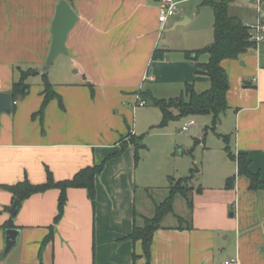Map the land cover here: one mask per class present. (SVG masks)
Listing matches in <instances>:
<instances>
[{
  "label": "crops",
  "instance_id": "crops-1",
  "mask_svg": "<svg viewBox=\"0 0 264 264\" xmlns=\"http://www.w3.org/2000/svg\"><path fill=\"white\" fill-rule=\"evenodd\" d=\"M59 1L0 0V93L10 94L21 69L46 64ZM67 1L78 15L66 46L70 68L80 80L49 77L63 105L51 101L41 121L34 115L43 103V78L33 76L42 78L37 95L31 91L14 104V111L0 117V264H146L141 242L127 236L137 221L143 222L135 213L146 217L136 201L138 189L159 187L162 176L158 169L136 162L134 145L109 160L96 177L94 202L86 189L68 190L57 223L60 190L31 196L12 217L9 211L17 200L7 187L26 178L44 183L48 171L63 181L101 164L121 149L129 133L138 136L127 114L138 108L141 93L169 100L180 97L186 83L194 84L197 92L208 90L210 78L199 67L208 63L209 55L189 58L186 52L213 43L214 12L201 0H173L178 14L161 26L162 0ZM229 11L244 23L256 17L250 0H237ZM179 29L192 30L193 38L188 33L185 43L175 46L174 37L165 34ZM160 48L165 58L154 60ZM223 67L230 89L221 134L231 136L234 155L249 156L250 169L261 183L252 189L250 180L239 175L226 144L216 149L204 145L197 186H192L190 222L162 223L153 238L151 264H225L232 258L239 264H264V43L237 60H224ZM147 75L153 80H145ZM167 177L169 182L176 179ZM232 177L234 188L227 189ZM10 228L19 230L18 242L5 254Z\"/></svg>",
  "mask_w": 264,
  "mask_h": 264
},
{
  "label": "trees",
  "instance_id": "trees-1",
  "mask_svg": "<svg viewBox=\"0 0 264 264\" xmlns=\"http://www.w3.org/2000/svg\"><path fill=\"white\" fill-rule=\"evenodd\" d=\"M203 6H208L213 9L215 21H214V41L211 45L186 52L187 57L198 58L201 55L208 54L209 61L204 65H200V72L206 74L211 81L210 88L204 92H197L194 84L186 83L184 90L179 97V100L175 99H158L150 92L141 93V98L149 100L153 105L159 108L162 112L161 127L167 126L170 122L179 120L185 117L194 116H212V125L208 126V130H215L221 121V117L228 110L227 95L230 89V78L223 67L224 60H237L242 55L249 52V50L256 48L257 46L249 41L248 29L245 26L244 21L238 17L230 14V6L237 0H201ZM165 50L163 48L157 49L153 55L154 60H163L165 58ZM20 79L14 82L10 95L13 100V111L16 102L19 99L26 98L31 91V85L29 79L33 76L40 75L39 69L28 68L21 69ZM43 78V103L40 110L34 115V117H40L43 121L45 110L49 103L53 100H58L61 105L62 98L55 91L54 85L50 82L48 74L41 75ZM89 87L93 90L92 85ZM220 138L226 144L225 150L229 154L230 158L237 162L239 175L247 177L251 182V188L256 189L261 183L260 175L254 174L251 169V160L245 153L234 155L230 149V136L218 134ZM129 145H134L136 148L135 159L139 163L141 160L140 153L146 149V145L143 143V136H136L129 133L121 141V149L107 156L103 162L99 165L88 166L81 169L74 175L73 178L56 181L53 174L48 171L47 180L41 184H33L29 179H25L15 185L8 186L7 189L13 194L14 200H18L21 203L29 199L35 194L45 193L52 189L60 190V196L58 201V214L55 222H59L64 214L65 207L68 202L67 192L71 188H83L89 193V198L94 202L95 200V183L96 177L103 172L106 163L114 158L120 157ZM199 173L197 167H193L190 170V174L184 178H171L168 197L161 204L156 205L155 215L152 218L142 217L135 213V219L142 218L141 224L135 223L133 232L127 236V239L136 242H141L143 249V256L146 259V264H151L152 256V244L153 238L157 230L162 227V223L169 214H174L175 201L178 197H183L187 202L189 209H193L192 194L194 188L191 186L193 179ZM235 177L227 180L226 188L233 189L235 185ZM198 189L197 192H200ZM180 221H183L181 217H178ZM9 227H13L10 223ZM190 227V226H189ZM52 235V234H51ZM51 235L48 237L51 240ZM48 242L45 241V243ZM135 261L138 256L134 254Z\"/></svg>",
  "mask_w": 264,
  "mask_h": 264
},
{
  "label": "rangeland",
  "instance_id": "rangeland-1",
  "mask_svg": "<svg viewBox=\"0 0 264 264\" xmlns=\"http://www.w3.org/2000/svg\"><path fill=\"white\" fill-rule=\"evenodd\" d=\"M208 9L210 11L213 10L211 7ZM231 13L234 14V11L232 10ZM187 31V29L184 31L179 29L176 32L174 31L165 35L168 38L173 36L176 42L175 46H179L185 43L188 33V37H191L192 40V30ZM205 35L206 33L203 34V37ZM211 35H213L214 39L212 31ZM48 76L54 81L61 82L73 83L80 80V77L75 75L74 70L70 68V54L60 55L51 66ZM41 82V77L29 79L32 94L37 95L35 91L37 89L36 85ZM145 101L147 103L145 107H138L135 111L131 109V113L129 112L127 116L129 124H131L130 128L134 129L138 136H143V143L147 146V149L140 153L142 165L146 164L154 167L155 170L158 169L161 174L160 176H162L161 181H157L161 182L158 183L160 184L158 185L159 187H148L146 192L143 188H139L136 195L139 207H142L147 218H152L155 215L156 205L161 204L168 197V185L170 182L167 175H172L176 179L189 176L190 168H199L198 166L201 167L203 164L204 145L216 149L217 145L222 146L224 144L225 146V142L218 136V134H221V121L215 130L207 129L208 126L212 125L213 119L211 115L185 117L172 121L165 127H161L163 119L161 110L155 107L151 101L146 99ZM122 116V113L118 115V117ZM38 118L40 117L38 116ZM191 119L196 122V125L186 132L182 131V127ZM194 160L198 165H194ZM197 182V177H195L191 186H197ZM174 208V214H169L163 224L182 225L190 222L191 210L183 197L177 198ZM177 216L184 220L180 221Z\"/></svg>",
  "mask_w": 264,
  "mask_h": 264
},
{
  "label": "water",
  "instance_id": "water-1",
  "mask_svg": "<svg viewBox=\"0 0 264 264\" xmlns=\"http://www.w3.org/2000/svg\"><path fill=\"white\" fill-rule=\"evenodd\" d=\"M78 22V15L69 4L67 0H60L57 8L56 14L52 23V43L50 47V52L46 60V64L39 69V74H48L51 66L55 60L62 54H69L66 43L69 33L73 30ZM175 100H179L175 98ZM13 110V100L10 94L0 93V117L2 114H9ZM22 203L20 201H15L11 207L9 213L12 217H15L21 208ZM19 230L17 229H7L6 230V246L5 254H8L18 242ZM264 251V247L262 249Z\"/></svg>",
  "mask_w": 264,
  "mask_h": 264
},
{
  "label": "built area",
  "instance_id": "built-area-1",
  "mask_svg": "<svg viewBox=\"0 0 264 264\" xmlns=\"http://www.w3.org/2000/svg\"><path fill=\"white\" fill-rule=\"evenodd\" d=\"M253 5L256 17L253 22H246L245 26L248 29L249 41L257 47L264 43V0H250ZM178 14V2L173 0H162L159 6L158 21L161 26H164L171 17ZM145 80H153V76L147 75ZM136 105L138 107H145L146 101L140 95L136 98ZM196 122L191 119L182 127V131L186 132L191 127L195 126ZM225 264H239L238 259L232 258L225 261Z\"/></svg>",
  "mask_w": 264,
  "mask_h": 264
}]
</instances>
